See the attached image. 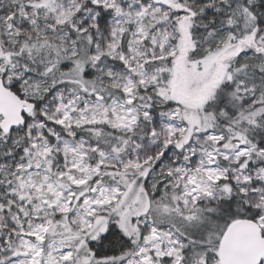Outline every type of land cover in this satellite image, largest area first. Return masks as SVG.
<instances>
[{"label":"snow or ice","instance_id":"obj_1","mask_svg":"<svg viewBox=\"0 0 264 264\" xmlns=\"http://www.w3.org/2000/svg\"><path fill=\"white\" fill-rule=\"evenodd\" d=\"M0 264H264V0H0Z\"/></svg>","mask_w":264,"mask_h":264}]
</instances>
